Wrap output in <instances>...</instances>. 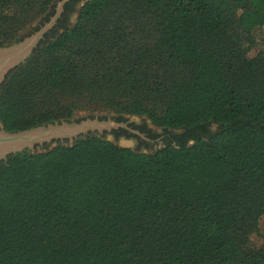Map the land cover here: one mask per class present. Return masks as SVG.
Returning <instances> with one entry per match:
<instances>
[{
    "label": "trees",
    "instance_id": "trees-1",
    "mask_svg": "<svg viewBox=\"0 0 264 264\" xmlns=\"http://www.w3.org/2000/svg\"><path fill=\"white\" fill-rule=\"evenodd\" d=\"M30 3L0 0V13L18 19ZM238 5L243 41L229 33ZM135 21L151 23L148 47L129 45ZM254 26H264V0H85L71 26L49 31L0 86L6 132L59 121L33 111L48 92L86 90L192 143L146 153L87 135L9 155L0 264H264V241L249 247L264 216V53Z\"/></svg>",
    "mask_w": 264,
    "mask_h": 264
},
{
    "label": "rangeland",
    "instance_id": "rangeland-1",
    "mask_svg": "<svg viewBox=\"0 0 264 264\" xmlns=\"http://www.w3.org/2000/svg\"><path fill=\"white\" fill-rule=\"evenodd\" d=\"M60 0H51L49 3L45 4L44 0H31L30 3V9L20 14L18 19H14V12H7L2 11L0 13V19L4 18L7 21L2 22L0 24V39L2 38H8L7 40H0L2 43L1 45H9L13 42L21 41L23 38L29 36L33 32H35L43 23L47 22L49 17L53 14V9L56 5V3ZM81 4H76L75 6H72L70 9L64 12L63 16L62 13L60 15L61 23L58 24V26L55 24V26L51 29L52 33H57L60 30V27H68L71 26L72 23L75 21V14L78 6ZM231 13L234 14V26L231 29V32H229L234 38L243 41L246 37L245 34V27L243 23H241L238 20V16L240 13H242V8H240V5H238V8H231ZM12 16L14 20H17L16 22L12 23L9 19V17ZM58 19V20H59ZM135 25L132 26L131 32H125V34L128 37V40H130V44L133 47H136L140 44L144 45L145 47H148L151 45V42L153 41L154 32H152L151 29V23L148 21H135ZM37 26L32 32L31 29ZM50 30V31H51ZM140 30V31H139ZM139 31V32H136ZM250 36L255 38L256 46L264 53V26H254L251 30ZM50 37V36H48ZM47 37V38H48ZM46 38V39H47ZM45 39V38H44ZM153 66L155 67L158 65L155 61H151ZM42 61H37L34 63V66L41 65ZM170 71H167L166 68H164V76L167 75ZM40 103H36V105L33 108V111L36 113L49 110L52 111L54 114L57 113L58 120L59 121H69L73 119L74 121L82 120L86 117H102V116H123L127 118L129 121H132L134 123H139L143 119L146 118L143 116H134V115H126V114H120L117 113V111L112 107L111 105L106 104L107 97L105 96V93H99V92H90L86 90H77V91H71L67 89H61V90H53L48 92L45 97H42L40 99ZM116 100H120L119 98H116ZM159 101V103H158ZM162 100H158V98L154 99L152 101L153 107L161 108ZM146 123L148 124V121L146 119ZM149 125V124H148ZM208 129L211 131L214 129L213 126L208 127ZM103 138L110 137L108 139H113V137L110 134H104L102 136ZM119 140V139H118ZM117 140V141H118ZM114 143L115 141L113 139ZM128 148L134 150V146L129 141V144L127 145ZM249 247L257 248L261 245V243L264 241V216L259 217L258 223H257V230L254 234H251L249 239ZM209 264H246L245 261L242 259L241 256H235L231 258L230 260L226 262H217V263H209Z\"/></svg>",
    "mask_w": 264,
    "mask_h": 264
},
{
    "label": "water",
    "instance_id": "water-1",
    "mask_svg": "<svg viewBox=\"0 0 264 264\" xmlns=\"http://www.w3.org/2000/svg\"><path fill=\"white\" fill-rule=\"evenodd\" d=\"M68 0H60L56 3L53 14L48 21L43 23L35 32L23 38L21 41L13 42L9 45L0 46V86L4 82L6 75L23 64L30 57L32 51L44 40V36L55 26L63 10V5ZM81 2L80 5H82ZM121 128L128 133L137 135L144 141H149L137 131L129 129L124 123L114 122L107 118L98 120L97 116L92 119L85 118L79 121L73 119L69 121H53L18 132H6L0 123V162H5L9 155H14L22 151L36 154L44 151L45 147L51 148L56 142L71 146L72 143L87 135H94L114 143L110 137L103 138L104 134H109L111 130ZM189 141L186 146H189ZM118 147L128 148L129 141L120 138L116 143Z\"/></svg>",
    "mask_w": 264,
    "mask_h": 264
},
{
    "label": "flooded vegetation",
    "instance_id": "flooded-vegetation-1",
    "mask_svg": "<svg viewBox=\"0 0 264 264\" xmlns=\"http://www.w3.org/2000/svg\"><path fill=\"white\" fill-rule=\"evenodd\" d=\"M85 0H68V8L62 10V14H64L65 10L67 11L72 6H75L76 4H79L80 2H84ZM63 5V6H64ZM79 7V6H78ZM78 9V8H77ZM77 11V10H76ZM31 29V32L36 28ZM92 117H86L89 119H92ZM107 118L113 120L114 122H121L124 123L129 129L137 131L139 134H141L144 138L148 139L149 141H144L137 135L128 133L126 130L117 128L115 130L110 131V135L113 137L115 141H117L120 138L126 139L132 143L134 146V150L141 151V152H153L157 149H160L164 147L167 143L174 145L175 139L181 140L184 142V144H188L189 141H191L188 138L187 134H184V130L178 129V130H170V129H162L153 126L150 121L147 119L148 124L146 123V119L142 120L139 123H134L132 121H129L127 118L123 116H102L97 117L98 120H106ZM85 119V118H83ZM79 121V120H78Z\"/></svg>",
    "mask_w": 264,
    "mask_h": 264
}]
</instances>
